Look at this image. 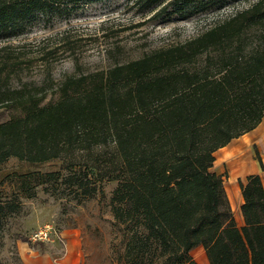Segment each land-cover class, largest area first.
Wrapping results in <instances>:
<instances>
[{"label":"trees","instance_id":"obj_1","mask_svg":"<svg viewBox=\"0 0 264 264\" xmlns=\"http://www.w3.org/2000/svg\"><path fill=\"white\" fill-rule=\"evenodd\" d=\"M94 1L0 0V42L40 18L48 21ZM134 1L164 9L205 4ZM11 51L0 47V106L17 115L0 123V163L16 158L62 165L25 176L22 186L32 178L48 184L62 177L82 201L101 191L102 181H116L110 206L115 222L129 233L128 264H198L190 255L198 246L209 264H264V166L257 151L262 174L239 181L240 227L223 175L210 170L216 150L264 118V0L183 43L68 77L54 102L10 85L23 64ZM19 206L0 198V222Z\"/></svg>","mask_w":264,"mask_h":264},{"label":"rangeland","instance_id":"obj_2","mask_svg":"<svg viewBox=\"0 0 264 264\" xmlns=\"http://www.w3.org/2000/svg\"><path fill=\"white\" fill-rule=\"evenodd\" d=\"M206 1L200 7L164 9L144 7L134 0H97L48 21L40 18L23 34L0 42V47L9 45L10 53H19L23 61L10 85L44 95V103L54 102L66 78L104 71L114 62H129L161 47L183 43L256 0H225L215 6ZM56 47V52L42 60L46 51ZM105 49L111 52L107 54ZM16 115L17 111L0 106V123ZM61 167L58 160L29 163L9 158L0 163V198L20 205L0 222V264H22L17 250L20 243L30 248L34 245L40 252L53 246L60 254L70 237L80 251V264H128L124 252L129 233L115 222L110 206L116 181H102L101 191L82 201L62 177L48 184H38L39 178H32L22 186L25 176ZM31 189L34 194L28 197ZM45 227L50 229V240H34ZM190 255L198 263V247Z\"/></svg>","mask_w":264,"mask_h":264},{"label":"crops","instance_id":"obj_3","mask_svg":"<svg viewBox=\"0 0 264 264\" xmlns=\"http://www.w3.org/2000/svg\"><path fill=\"white\" fill-rule=\"evenodd\" d=\"M256 151L264 166V118L254 129L216 150L213 166L210 168L212 172L223 175L224 190L238 227L243 225L239 181L244 183L247 176L262 174L255 156ZM61 236L67 237L65 233ZM17 250L22 264H80V251L72 237L66 241L65 249L60 254L53 246L40 252L26 243L18 244ZM198 264H209L202 246H198Z\"/></svg>","mask_w":264,"mask_h":264},{"label":"built area","instance_id":"obj_4","mask_svg":"<svg viewBox=\"0 0 264 264\" xmlns=\"http://www.w3.org/2000/svg\"><path fill=\"white\" fill-rule=\"evenodd\" d=\"M48 227V226H47ZM47 227H45L44 229L39 230L35 236H34V240H39V241H49V234H50V229H48Z\"/></svg>","mask_w":264,"mask_h":264}]
</instances>
